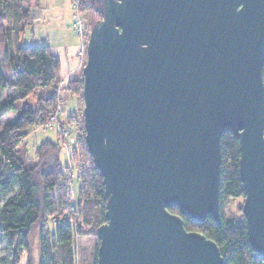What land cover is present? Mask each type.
<instances>
[{"label": "water", "instance_id": "water-1", "mask_svg": "<svg viewBox=\"0 0 264 264\" xmlns=\"http://www.w3.org/2000/svg\"><path fill=\"white\" fill-rule=\"evenodd\" d=\"M93 1L82 75L106 201L97 264H224L181 215L220 225L228 130L248 239L264 259V0Z\"/></svg>", "mask_w": 264, "mask_h": 264}, {"label": "trees", "instance_id": "trees-1", "mask_svg": "<svg viewBox=\"0 0 264 264\" xmlns=\"http://www.w3.org/2000/svg\"><path fill=\"white\" fill-rule=\"evenodd\" d=\"M1 6L0 19L4 14ZM25 8L20 11V22L24 16L28 17ZM86 9L98 14L93 0H81V11ZM18 30L16 45L9 46L3 57L0 55V231L14 237L10 264H19L24 252L29 251L30 235L39 222H44V227L39 232L38 264H81L79 237L84 232L97 237V228L105 221L103 178L86 145L84 118L77 114L68 120L76 132L72 158L79 184L73 204L67 201L68 165L61 163L63 149L59 141H43L36 149L35 160L23 155L21 146L31 126L48 121L53 114L56 90H50L47 97L38 96L36 108L24 106L13 120L1 122L16 110L18 102L40 88H56L59 57L48 45H24V28ZM65 88L73 94L83 93V75L70 79ZM221 145L220 225L212 215L203 222H195L181 215L178 207H171L169 211L182 216L187 230L200 231L213 239L221 250L224 264H264V259L250 245L246 226L224 215V204L244 196L245 189L239 172V142L231 130L223 133ZM65 213L69 216L67 220L62 218ZM97 241L99 245L98 238ZM97 249L98 246L94 264H97Z\"/></svg>", "mask_w": 264, "mask_h": 264}, {"label": "rangeland", "instance_id": "rangeland-1", "mask_svg": "<svg viewBox=\"0 0 264 264\" xmlns=\"http://www.w3.org/2000/svg\"><path fill=\"white\" fill-rule=\"evenodd\" d=\"M0 5H2L1 9L4 13L0 19L1 57L4 56V52L9 46L13 47L16 45L18 33L20 32L18 29L24 28V45H48L51 51L60 59V65L57 70V81L55 83L56 88L55 86L40 88L36 93L18 102L16 110L7 114L1 122L4 124L13 120L18 110L24 106L36 108L38 96L47 97L50 90H56L55 105L59 102L62 106L58 123L68 132L67 138H60L62 133H59L54 128H44L41 124L36 127L31 126L21 146V151L22 153L25 151L23 155L27 159L35 160L36 149L43 141H59L63 149L60 155L61 163L62 165H68V187L70 191H68L67 197L76 201L79 183L75 162L72 158L73 146L76 142V132L74 127L69 126L68 120L74 114H77L79 118L83 116L84 100L83 93L73 94L65 88V85L70 79L82 75V68L86 60L83 62L79 57L80 39L73 27L72 0H28L27 3L23 0H1ZM23 8H25V11L27 10L28 17L22 16L23 18L20 22V11ZM82 13L87 28H89L93 21L99 19V15L91 9H86ZM78 63H80L78 72L72 71ZM3 70L8 73L6 68L3 67ZM243 203L244 196L229 200V202L224 204L225 217L233 218L236 223L245 225V216L242 212ZM43 223L39 222L34 227L30 235L29 251L24 252V256L19 264H38L40 258L39 232L43 230ZM13 242V236L3 234L0 231V264H10L9 259L11 258ZM78 244L81 264H94L96 248L98 246L97 237L84 232L79 237Z\"/></svg>", "mask_w": 264, "mask_h": 264}, {"label": "built area", "instance_id": "built-area-1", "mask_svg": "<svg viewBox=\"0 0 264 264\" xmlns=\"http://www.w3.org/2000/svg\"><path fill=\"white\" fill-rule=\"evenodd\" d=\"M72 8H73V14H72L73 27L78 33L80 39L79 57L84 62V60H86L87 57V44H88L90 30L87 28L85 24V18L81 11V0H72ZM61 111H62V106L61 103L58 102L55 106V110L51 115L50 119L42 123L41 125H43L44 128L56 129L59 133H62L60 138L65 139L68 136V132L65 129H63L62 126L58 123L59 114ZM68 191H70L69 188ZM67 201L70 204H73L75 202V200L69 199L68 197H67ZM68 217L69 216L67 213H65L62 216L63 220H67Z\"/></svg>", "mask_w": 264, "mask_h": 264}, {"label": "crops", "instance_id": "crops-1", "mask_svg": "<svg viewBox=\"0 0 264 264\" xmlns=\"http://www.w3.org/2000/svg\"><path fill=\"white\" fill-rule=\"evenodd\" d=\"M79 67H80V63H78V65H77L72 71H74V72H78ZM72 71H71V72H72Z\"/></svg>", "mask_w": 264, "mask_h": 264}]
</instances>
